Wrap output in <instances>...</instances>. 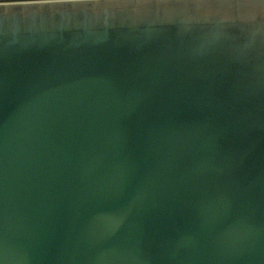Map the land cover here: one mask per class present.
<instances>
[{"label":"water","instance_id":"obj_1","mask_svg":"<svg viewBox=\"0 0 264 264\" xmlns=\"http://www.w3.org/2000/svg\"><path fill=\"white\" fill-rule=\"evenodd\" d=\"M0 264H264V0L0 3Z\"/></svg>","mask_w":264,"mask_h":264},{"label":"rangeland","instance_id":"obj_2","mask_svg":"<svg viewBox=\"0 0 264 264\" xmlns=\"http://www.w3.org/2000/svg\"><path fill=\"white\" fill-rule=\"evenodd\" d=\"M31 1H38V0H0V3H21V2H31Z\"/></svg>","mask_w":264,"mask_h":264}]
</instances>
